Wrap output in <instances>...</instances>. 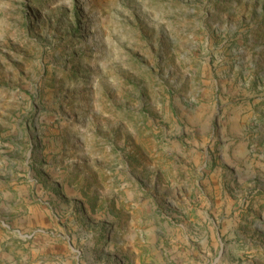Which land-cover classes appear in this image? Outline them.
<instances>
[{
	"label": "rangeland",
	"instance_id": "rangeland-1",
	"mask_svg": "<svg viewBox=\"0 0 264 264\" xmlns=\"http://www.w3.org/2000/svg\"><path fill=\"white\" fill-rule=\"evenodd\" d=\"M0 264H264V0H0Z\"/></svg>",
	"mask_w": 264,
	"mask_h": 264
}]
</instances>
